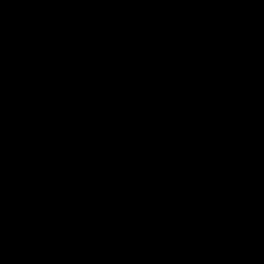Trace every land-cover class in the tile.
<instances>
[{
  "label": "trees",
  "instance_id": "obj_1",
  "mask_svg": "<svg viewBox=\"0 0 264 264\" xmlns=\"http://www.w3.org/2000/svg\"><path fill=\"white\" fill-rule=\"evenodd\" d=\"M95 35L119 51L183 42L240 53L264 47V0H0V74L58 63ZM71 96L81 109L48 116L46 146L70 186L11 221L60 183L19 168L25 144L0 123V238L8 223L16 235L114 238L118 254L28 264H264V87ZM128 147L166 148V166L141 167Z\"/></svg>",
  "mask_w": 264,
  "mask_h": 264
},
{
  "label": "water",
  "instance_id": "obj_2",
  "mask_svg": "<svg viewBox=\"0 0 264 264\" xmlns=\"http://www.w3.org/2000/svg\"><path fill=\"white\" fill-rule=\"evenodd\" d=\"M264 87V47L227 54L172 42L152 51L137 47L119 51L107 44L89 43L74 56L54 65L0 76V123L24 142L26 154L19 164L49 173L60 183L55 194L28 207L11 220L42 208L48 199L65 192L69 181L59 177L58 169L46 159L48 116L60 109L80 111L81 104L71 94L97 97L119 89L168 86L190 96L206 94L221 87ZM6 234L0 238V264H28L70 256L95 257L118 254L117 240L100 244L83 234L43 231L28 235Z\"/></svg>",
  "mask_w": 264,
  "mask_h": 264
},
{
  "label": "rangeland",
  "instance_id": "obj_3",
  "mask_svg": "<svg viewBox=\"0 0 264 264\" xmlns=\"http://www.w3.org/2000/svg\"><path fill=\"white\" fill-rule=\"evenodd\" d=\"M91 41H94V42H91V43H95V42L100 43L99 42V38L96 35L92 37ZM158 50H161V49H158ZM155 51H157V50H155ZM72 56H74L72 49L71 48H67L65 55L58 54V60H59V62H61V61L65 60V59H68V58H70ZM34 68H36V67H34ZM159 86H161V85H159ZM126 151H127L128 156H129L130 159H132L138 165H140L141 167H144V168H147V166H153V165H158V166L165 167L167 158L169 157V153L166 150V148L155 150L153 152H146L143 149H133L131 147H128L126 149ZM171 181L173 182V184H179V185L182 184V182L175 176L171 177ZM191 230H198V229L196 227H194V228H190V231ZM101 243H104V242H101Z\"/></svg>",
  "mask_w": 264,
  "mask_h": 264
},
{
  "label": "built area",
  "instance_id": "obj_4",
  "mask_svg": "<svg viewBox=\"0 0 264 264\" xmlns=\"http://www.w3.org/2000/svg\"><path fill=\"white\" fill-rule=\"evenodd\" d=\"M50 63H54V62H52V60H50ZM38 66V63L37 62H34V63H32V67L34 68V67H37ZM16 71H18V69H17V67L16 66H12L11 67V72H16ZM1 75V74H0Z\"/></svg>",
  "mask_w": 264,
  "mask_h": 264
}]
</instances>
